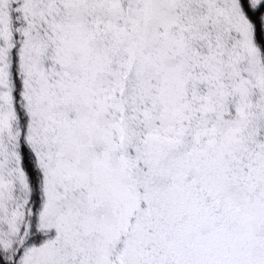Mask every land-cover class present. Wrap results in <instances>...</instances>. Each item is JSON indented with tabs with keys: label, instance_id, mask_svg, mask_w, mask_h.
<instances>
[{
	"label": "snow or ice",
	"instance_id": "6c2138e0",
	"mask_svg": "<svg viewBox=\"0 0 264 264\" xmlns=\"http://www.w3.org/2000/svg\"><path fill=\"white\" fill-rule=\"evenodd\" d=\"M0 264H264V0H0Z\"/></svg>",
	"mask_w": 264,
	"mask_h": 264
}]
</instances>
